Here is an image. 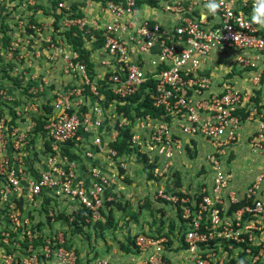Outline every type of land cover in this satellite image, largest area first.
Here are the masks:
<instances>
[{"label": "built area", "instance_id": "obj_1", "mask_svg": "<svg viewBox=\"0 0 264 264\" xmlns=\"http://www.w3.org/2000/svg\"><path fill=\"white\" fill-rule=\"evenodd\" d=\"M55 2L63 32L75 28L88 35L83 41L88 39L91 47H83L92 67L63 35L54 43L42 39L45 46L34 47L40 51H33L32 58H45L46 69L40 73L25 71L30 60L17 64L21 56L16 57L12 46L3 52L19 85L9 82L16 94L0 87V264H12L15 254L28 253L50 264H76L62 233L42 235L36 229L30 206L42 210L45 200L52 206L54 199H64L66 207L74 206L71 212L84 210L90 226L104 222L113 182L101 165L112 167L111 159L119 158L109 145L125 129L129 148L152 166L154 178L174 172L170 163L184 157L186 149L192 151L196 140L212 149L200 165L205 177L196 183L194 194L163 196L177 204V234L181 227V246L191 264H224L214 253L220 243L235 253L234 264H245L238 260L240 253L247 264H264V177L240 193L231 190L222 151L235 143L238 130L248 122L257 125L250 145L264 150V102L258 100L264 87V28L251 22L254 0H225L217 17L203 7L206 0H96L86 10L77 6L80 17L72 16L73 0ZM143 5L157 10L164 22L137 20ZM93 7L97 13L88 15ZM93 32L102 40L95 48ZM212 51L234 53L232 62L241 69L246 87L231 81L239 79L234 74L212 80L204 66ZM150 59L154 62L149 66ZM55 68L65 85L53 81ZM140 91L130 105V117L117 112ZM145 97L161 111L157 117L133 114ZM63 148L74 157L68 158ZM236 203L242 205L228 212ZM132 243L141 264H172L163 257L166 239L138 233ZM19 260L29 264L32 259ZM93 264L111 263L95 259Z\"/></svg>", "mask_w": 264, "mask_h": 264}, {"label": "rangeland", "instance_id": "obj_2", "mask_svg": "<svg viewBox=\"0 0 264 264\" xmlns=\"http://www.w3.org/2000/svg\"><path fill=\"white\" fill-rule=\"evenodd\" d=\"M55 1L57 0H35V4L30 6L27 0H0V83H2L0 86H3L2 88L4 91L12 93L15 91L9 86V82H12L13 85L16 83L19 85L18 79L14 76H10L12 65L6 64L5 60L2 58L3 52L7 47L12 46L16 53V57L21 56V58L17 60V64L23 66L22 64L24 63V60H31L30 58L33 56V51L34 53L36 50L40 51L39 48H34L35 46L38 44L42 45V47L45 46L42 39L50 38L52 43H54L55 40L64 34L63 30L60 28L63 16L62 14L56 13ZM73 1L74 2L71 5L72 11H75L77 6L83 7L86 10L87 3L90 4V2H96V0H89V2L88 0ZM91 9L92 8L89 10L91 11ZM147 13H158V11L151 10L144 5L141 6L139 14L146 16ZM86 41H82L83 46L87 48L91 47L90 41ZM24 54H26L25 57L23 56ZM38 57L43 59L45 56L43 52H40ZM233 57V52H219V54L214 57L216 61L214 66L219 65L220 67H218L220 69L218 71L221 72V66L224 67L220 80L223 78L229 79L234 74L237 75L239 79L231 78V81L238 87H246L244 81L241 80L243 78L241 69L236 67L234 62H232ZM44 63L45 58L43 66ZM43 69L45 70L46 67ZM25 71L31 72L29 68ZM54 71L55 70H53V72ZM212 71L216 73V69ZM20 72L22 73V71L19 70V73ZM56 72L59 71L56 70ZM213 74L214 73H212L211 76H213ZM213 78L215 77L213 76ZM53 81L56 82L57 80L53 79ZM242 127L243 125L240 129ZM239 130L235 143L222 149L224 152L223 156L226 158L224 168L231 174L233 171L227 158H232V160H234L237 155L240 158L245 157V155H251L262 159L264 158V150H258L250 145V140L255 134H248L246 138H243L241 137ZM34 142L35 145L33 149L37 151L39 143L36 141ZM202 143V145L196 147V156L194 158H192L190 152L188 155L186 154L184 156L185 159L183 163L179 164V162L176 161L171 162L170 170L173 169L174 172H171V174H168V172L161 177H152L142 162L141 157L134 150H129V152L125 151L117 159L119 162H116L117 160L115 159H111L113 160L112 169L116 170L118 176V178L114 177V179H111L113 181L112 187L109 191L111 205L106 207L112 214V222L111 225L106 228L109 230L108 234L104 236L105 241L107 240V249L105 250V248H103L102 250L97 251L96 256L108 253L113 249L111 248L112 246L116 247V244L119 243H123V247L122 244L117 245L120 250L124 247L128 248L130 242L129 239H132L134 235L141 233L139 232L140 229L143 230L144 234L154 235L157 238H167L165 234L167 233V215L170 209L168 204L171 203L164 199L163 196L167 198L175 197L176 195L173 193L177 192L188 197L194 193V185H196L201 178L205 177L203 176L204 171L201 168L202 166H199V161L204 165L202 157L205 153L211 151V147L208 144L204 142ZM40 152L39 149L38 156L41 160L43 154ZM194 155L195 153H193V156ZM179 159H181V157ZM38 162L34 164H38ZM255 166L262 167L264 165L257 162ZM172 190L175 191L170 192ZM62 200L64 199H54L52 206H49L47 199L43 204L42 210L40 209L37 211L30 206L31 208L29 211L31 215L29 219L32 223H37L36 229H39L42 235H51L54 231L62 233L64 244L69 248H71V245L75 247L87 245V249H90L91 251V249H93L90 248L91 244L98 246L104 245L105 243L103 244L101 239L96 242V237L97 239L100 237V232L92 230L89 227V224L87 227L83 226L82 228L76 229L75 225L71 226L72 224L69 223L72 219L69 218L65 221V219L62 218L70 217L73 213L71 211L74 210L73 205L66 207L65 204L62 203ZM48 213H52L50 214L51 216H48ZM175 226L178 228V223ZM179 238L180 236L178 235V241ZM167 240L169 241V236ZM224 249H226L224 244L220 243L219 246L216 247L214 253L218 258L223 260L224 264H228L229 261H234L231 257H233L235 253L231 250H229L230 252L225 251ZM20 258L28 261L29 259H32L29 264L51 263V261L49 262V259L45 257L28 253L20 256L15 254L12 264H21L19 260ZM77 261L78 260H76V264H78ZM91 262H94L93 258L92 260H86V263L90 264Z\"/></svg>", "mask_w": 264, "mask_h": 264}, {"label": "crops", "instance_id": "obj_3", "mask_svg": "<svg viewBox=\"0 0 264 264\" xmlns=\"http://www.w3.org/2000/svg\"><path fill=\"white\" fill-rule=\"evenodd\" d=\"M139 10H140V8H139ZM139 10L135 15L137 20L138 19H150V20L157 21L159 23L164 22V17L159 12L158 13H147L146 16H143L142 14L141 15L139 14ZM151 10H153V9H151ZM87 12H90V13H88V15H91V16H93L97 13L95 7H93L91 9V11L88 9ZM219 52L220 51H212L211 54L206 59V65H204L206 68L205 70L209 71L210 75H212V73H214L213 76L215 78H213V76H211L213 81H218V79L220 80V77H221L222 72L224 70V67H221V72H219L218 71V70H220L219 65L214 66L216 63L214 57H216L219 54ZM30 59L31 60H30L29 64L25 65V63H24V66H29V69L31 72H36V73L39 72L40 73L43 70V68L46 67L45 65H44L45 67L43 66V61H38V60L36 61L32 58V56ZM152 62H154V59H150V61L147 62L146 64L150 66L151 65L150 63H152ZM96 68H97V70L99 69L98 66H96ZM215 69H216V73L212 71ZM54 70L55 71L53 72V77H54L53 79L57 80L56 82L55 81L54 82L57 83L58 85H62V86L65 85L66 79L64 77L62 78L60 76V74H61L60 71L56 72L57 68H55ZM0 84H2V83H0ZM57 84H56V86H57ZM9 86H11V88H13L12 85H9ZM0 87H3V86H0ZM13 94H16V92L13 91ZM258 100L260 102H264V88L261 89V91L259 93ZM256 129H257L256 123L248 122V123L243 124V127L239 130V133H240L241 137L246 138V136L248 134L254 133L256 131ZM102 130L104 131L105 129H102ZM202 144L203 143H201V141L199 139L196 140V145L194 147L195 150H196V147L198 145L200 146ZM208 153H205L202 158H204L205 155H207ZM184 159H185V157H181V159H177L176 162H179V164L183 163ZM223 159H226V158L223 157ZM227 160L230 162L231 169L233 171L231 174L232 179L230 181V189L235 191V192L240 193L242 190L245 189V187L249 183L254 181L258 176L264 177V166H262V167L255 166V164L257 162L261 163V165H264V158L262 159V158L254 157L251 155L250 156L245 155V157L240 158L237 155V157H235L234 160H232V158H227ZM199 164L201 165V161H199ZM101 166L103 168L104 173L107 176H109L110 179H112V178L114 179V177L118 178L116 170L112 169V167H108L106 163H102ZM175 189H177V188H175ZM173 191H175V190H172L170 192H173ZM195 191H196V187L194 185V193H195ZM194 193H192V194H194ZM168 205L170 206V209L168 211L169 213L167 215L168 216V222H171V221L174 222V220H175V222H174L173 228H172V230H170V232H168V227L166 228L167 233L165 234V236L167 238H165V239L168 243V248H166V250L163 252V257L166 260H168L169 262H171L172 264H191V262L187 258V255H186V252L184 251V248L181 246L180 238H179V241L177 240L178 234H177V227L175 226L177 224L176 215H175V213H176L175 208L171 204H168ZM89 227L92 230H96V229H93L92 226H89ZM141 230L142 229H140L139 232L143 233V230L142 231ZM96 231H98V229ZM99 232H100V234H99L100 237L98 239L96 237V242H97V240L100 241V239H101V242L103 244L105 243L104 245L98 246V245L91 244L90 248H93V249H91V251H90V249H87V247H86L87 245H82V246H77V247L71 245V248L74 250L75 255L77 257L76 260H78L77 261L78 264L79 263L80 264H89V263H86V260H88V259L92 260V258L94 260L102 258L104 260H107L111 264H141V261L143 259L142 256L137 254L136 252H134L131 245H129L128 248L124 247V248H122V250H120L119 246H117V245L122 244V247H123V243L116 244V247L110 246L113 249H111L108 253L100 254L99 255L100 257L96 256L97 251L102 250L103 248H105V250L107 249L106 248L107 247L106 246L107 240L105 241L104 236H106V234H108L109 230L105 229V230H102ZM168 236H169V241L167 240ZM124 244H126V243H124ZM105 250H104V252H105ZM86 253H87V255H86ZM90 264H93V263L91 262Z\"/></svg>", "mask_w": 264, "mask_h": 264}, {"label": "trees", "instance_id": "obj_4", "mask_svg": "<svg viewBox=\"0 0 264 264\" xmlns=\"http://www.w3.org/2000/svg\"><path fill=\"white\" fill-rule=\"evenodd\" d=\"M72 16L80 17L81 14H80L79 11L75 10L73 12ZM72 32L75 33L74 36L71 34ZM98 34L99 33H97V32H93V35L97 38V41L95 43H93V45H92L93 48L98 47L100 45V43L102 42V40L100 39ZM63 36H64V39H65L66 43L68 45H70L73 50L77 51L80 54V57H82L84 59V61L87 62L88 53L84 49L82 41H83V37L87 38L88 35H84L83 36L81 32L77 31L75 28H73V29L71 28L70 30L64 32ZM87 66L88 67H92V65L89 62H87ZM140 94H141V91L138 92V94H136L132 98L128 99L129 100V104L124 105V106H120V107L118 106L117 107V112H122L124 116L130 117L131 116L130 115V109H131L130 105H131L132 102H136L138 100V98L140 97ZM132 112H133V114L135 116H139V115H143V114H149L152 117H157L158 114H160L161 111L151 107L150 100L147 97H145V98H143L142 101L137 103V107L135 109H132ZM242 117H244V115H242ZM38 128H39V124H37L36 129H38ZM127 139H128V131H127V129L120 130V132H119L118 136L116 137L115 141L112 142L109 145L110 148L115 152L117 157H120V155H122L125 151L129 152V150H133V149L129 148V143L127 142ZM68 144H70V143H68ZM192 144H194V143H192ZM62 152L64 154H66L68 156V158L72 159L74 157V155L69 153L68 150L65 149V148L62 149ZM190 152H191L192 158H194L196 156L195 148L192 151L186 149V154L187 155ZM193 153H195L194 156H193ZM192 158H191V160H192ZM141 159H142V162L145 165V159L143 157H141ZM145 167L150 173L152 166L151 165H145ZM173 194H175L177 197H182L183 196V195H181L180 193H177V192H174ZM110 205H111V201L105 203L106 207H109ZM171 205L173 207L177 206V204H172V203H171ZM241 205H242V203H236V204L230 205L229 208H228V212L235 211ZM84 214H85L84 210L77 209L76 211H73V213L70 215V217H62V218L65 219V221H67V219H69V218L72 219V221L69 222V223L72 224L71 226L75 225L76 229H78V228H82L83 226H85V227L88 226V223H86L84 221L85 220L84 219L85 218ZM175 215H176V218H177L178 216H177L176 213H175ZM111 222H112V218H111L110 211L108 210L106 215L104 216V222H95L94 224H92V227H93V229H96V230L98 229V231H102V230H105L107 227H109L111 225ZM173 224H174L173 221L168 222V224H167L168 225L167 226L168 227V232H170V230H172ZM179 233H180V241H182V228L181 227L179 228ZM132 239H133V237H132ZM132 239H130L129 245H132V249H134L133 248ZM166 245H168V243H166ZM182 246H184V244ZM233 246H236V245H233ZM251 249H252L253 252H256L255 248H251ZM228 252H230V251H228ZM242 256H243L242 253L238 254L239 262L247 264L248 262L245 261L242 258ZM235 262L236 261H229L228 264H234Z\"/></svg>", "mask_w": 264, "mask_h": 264}, {"label": "clouds", "instance_id": "obj_5", "mask_svg": "<svg viewBox=\"0 0 264 264\" xmlns=\"http://www.w3.org/2000/svg\"><path fill=\"white\" fill-rule=\"evenodd\" d=\"M224 3L225 0H206L203 7L207 10V13L213 17H217ZM251 22L264 28V0H254ZM237 36L239 35H236L234 38Z\"/></svg>", "mask_w": 264, "mask_h": 264}]
</instances>
